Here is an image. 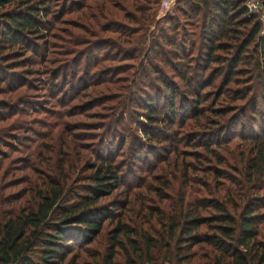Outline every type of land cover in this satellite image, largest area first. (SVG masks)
Wrapping results in <instances>:
<instances>
[{
  "label": "trees",
  "instance_id": "obj_1",
  "mask_svg": "<svg viewBox=\"0 0 264 264\" xmlns=\"http://www.w3.org/2000/svg\"><path fill=\"white\" fill-rule=\"evenodd\" d=\"M70 1L66 8L64 0L57 14L54 0H0V86L5 85L0 87V98L6 95L9 99H0V146L10 150L0 149V264H264V33L258 17L247 12V0L176 1L185 26H198L199 42L184 38L169 43L173 48L169 66L182 82L180 97L164 80L159 81L160 93L168 97V109L161 113L149 100L143 101L149 128L157 123L162 132L173 133V146L156 147L149 129L143 130L146 148L134 142L126 175L136 181L127 188L142 184L145 194H135L140 203L128 201L127 196L121 208L138 204V209L131 219L123 220L122 214L97 206L122 185L120 166L107 158L118 137L100 144L101 158L85 162L84 170L90 173L80 177L63 151L75 147L65 133L68 128L48 121L27 122L26 109L21 106L30 103L13 94L22 88L37 90L38 83L58 108L93 94L88 109L101 108L106 100L100 89L95 90L106 83L105 72L98 78L91 76L95 62L90 52L98 45L85 23L69 19L87 38L62 29L68 34L64 42L82 46L74 59L55 69L47 65L57 63L46 59L48 34L41 27L50 28L47 22L51 21L45 19L52 5V23H60L73 12L83 19L90 14V22L105 15L95 14L104 3L101 7L87 6L90 0ZM258 1L264 9V0ZM174 22L170 17L168 27L173 31ZM27 38L44 40L39 64L45 67L40 72L31 71L35 62L24 58L31 46ZM143 43V38L136 39L133 50L139 51ZM15 46L18 49L13 50ZM6 50L10 54L2 55ZM60 50L61 55L72 53L64 45ZM154 56L166 58L163 52ZM82 63L84 72L78 77ZM31 74L39 78L34 81L36 89L23 76ZM55 113L47 111L45 120ZM69 115L56 114L55 120ZM111 120L103 126L115 128L117 121ZM60 127L66 135L59 138L58 155L52 161L53 147L36 143L32 136L43 139ZM193 128L205 130L209 139L193 136ZM223 134L210 141L211 136ZM13 152L26 155L10 159ZM142 159L146 166L133 171L135 161ZM14 160L22 167L13 165ZM18 172L21 177L16 176ZM136 172L144 174L143 178L135 176ZM154 198L159 207L152 205ZM100 237L106 242L103 249H91Z\"/></svg>",
  "mask_w": 264,
  "mask_h": 264
},
{
  "label": "rangeland",
  "instance_id": "obj_2",
  "mask_svg": "<svg viewBox=\"0 0 264 264\" xmlns=\"http://www.w3.org/2000/svg\"><path fill=\"white\" fill-rule=\"evenodd\" d=\"M63 1L64 0H54L53 2L57 10V14L62 7ZM77 1L79 2L80 0ZM176 1L177 0H90L88 4L85 2L87 6L90 4H98L102 7V3H104V6L102 7L103 9H95V14L99 15L100 13H105V15L98 17L94 22H90L88 20L90 14H87V19H83V17L79 18L76 12H73L66 16V18H63L60 23H52L54 19L51 18V12L55 9L52 5L50 7V14L45 19V22L49 20L51 21L47 22L50 28H47L46 25H41L42 31L48 34V38H45L48 40L46 59L49 61L56 59L57 62L55 65H50V62H48L47 65L49 69H55L61 64L72 61L75 57L74 53H77V51L82 48V46H72L71 44H67V42L63 41L67 39L64 37L68 34L62 32V29H67V33H73L74 35H84L79 31V29H77L75 24H71V20L69 19L79 20L80 22L85 23L89 26L87 30L90 28L88 32L91 33V39H96L97 42L95 44L98 45L95 52H90L93 62H95L90 68L91 76L95 75V78H98L101 72L102 74L105 72L104 79H106V83L97 86L95 90L97 91L100 89V92H103V94L106 95V100L102 101L101 108L93 107L88 109L86 106L92 105L91 99H94L95 97L93 94L90 95V97L77 99L75 102L67 104L65 107L62 106L61 108H58V106L54 105L55 100L50 99V97H46L45 92L38 88V83L37 90L22 88L13 93L14 95H17V97L21 96L26 103H30L27 105L23 104L21 106V108L26 109L27 116H25V119L27 122H31L32 120L39 122L48 121L53 124L60 123L63 125V128H68L65 133L70 134L69 139L74 141L75 147H65V149L63 148V151L67 155L69 164L74 165L75 168L79 170L80 177H84L90 173L89 171L84 170L85 162H98L97 158H101L100 144L107 145L110 143V138L114 136L118 137V143H114L113 145L114 149L107 151L109 154L107 158H112L114 160V164L120 166L119 173H121L122 185H120L112 195L101 199L97 206L109 209V211L115 215L122 214V220L131 219L136 214V210L138 209V204H136V207H134L135 205H128L124 209L121 208L122 204L127 201V196L128 201L133 200L140 203L138 198L139 193L143 192V194H145V189L140 183V185L138 184L139 186L135 187L133 185V187L127 188V185L136 181V179L131 177L130 174L126 175V172L130 169L129 160L134 142L137 147L143 146L146 148L148 146L145 144V140H147V138L144 136L145 131L143 130L149 129L151 130V136H153L156 140L154 141L156 147L159 149H165L166 145L169 147L173 146V133L162 132L161 125L157 123L151 124L149 128L145 117L147 113L143 110V107H146L144 106L145 103L143 104V101L149 100L150 104L156 107V111H160L161 113L164 110H167L169 103L168 97L164 99V95H161L160 93V90L162 91L163 87H161L159 81L162 82L164 80L169 83L171 87L174 86L173 89L168 85L174 92H177L178 97H180L181 93H183V89L180 88L182 86V82L179 81L177 77L172 75V70L170 69V63L168 60L169 51H172L173 48L169 47V43L172 39L178 40L184 38L187 39V41H196L197 45L199 42L198 26H185L181 14L175 8L177 6ZM70 2V0H67L66 8L69 7ZM118 2H121V4H117ZM132 2H136V5L131 6ZM170 17H173L175 20V25L173 27V29H175L174 31L168 27V20ZM64 21H66V23H63ZM259 21L263 24L261 33L263 34L264 23L260 19ZM119 29L124 31L118 32ZM52 35L61 37V40H55L51 37ZM84 37L87 38L89 36L84 35ZM142 38L144 43L142 44L141 49L135 52L132 48L135 44V40L138 39V41H141ZM27 39L31 46L30 50L25 52L24 58L35 62L34 65L30 66L31 71L36 70L40 72L45 67L42 64H39L40 56L44 53V40H35L31 42V39ZM109 42H111V44H109ZM63 45L65 50L72 53L61 55L60 53L62 52L60 49ZM16 49H18V46H15L13 50ZM10 51L11 50H6L2 55H9ZM161 52L165 53V59L162 58L163 56L158 58L154 56V54H159ZM82 59L84 60L85 57ZM89 60L90 59L88 57L86 62ZM12 62H18V60L14 59ZM155 71L157 73L153 74ZM83 72L84 63H82V68L78 73V77H81ZM23 76L26 79L27 84L36 89V83H34V81L39 79L38 76L36 74ZM0 87H5V85L2 84ZM176 87H178V91H175ZM108 88L110 89L109 92H107ZM157 89H159V91ZM4 91L7 92L8 90ZM47 94L49 96L48 92ZM0 99L9 100L6 95L1 96ZM12 103H15V100H13ZM36 109H42V111ZM34 111H37V113L35 114ZM47 111H55V115L66 114L69 112L70 115L63 118L59 117L58 122L55 120V115L53 118L47 116L48 120H45L44 117ZM178 116L179 115L177 114L176 118H178ZM110 119H112V123L117 121V126L115 128L103 126L105 124H109ZM159 120L162 119L159 118ZM63 128L60 127L55 130L52 135L44 137L43 139H35L34 136H32L34 140H37L36 143H46L53 147L52 152L50 153L52 161L55 160L54 158L58 155L59 138L66 135L61 134V131H63L61 129ZM159 130L161 132H159ZM42 131L45 130L42 129ZM202 131H204V133H202ZM191 132L193 133V136L196 134L200 136L205 135L207 139H209L208 136H210V134L205 132V130H199L197 128H193ZM20 134L21 132L18 131V135ZM30 134L31 133H29V135ZM183 134H185V131ZM212 134L215 135V128L212 129ZM182 136L183 135H180L178 139H181ZM224 136V134L215 137L211 136L210 141L221 139ZM63 140H66L65 136ZM182 143L183 142L178 143L179 148H182ZM25 145H28V143L26 142ZM0 149L4 152L10 151L9 148L4 146H0ZM23 149L25 148H19L20 151ZM159 153H161L162 156L164 155L162 152ZM102 154L106 157L105 152H102ZM25 155L26 153L21 154L19 152H13L10 154V159H22ZM164 157H162V160ZM187 159L189 160L190 158ZM162 160L158 163L159 165L162 164ZM14 161L15 164L13 165L22 167L23 164L18 163L17 160ZM5 162L7 164L9 159L6 158ZM146 164H144V159L138 160L137 162L135 161L132 170H140L141 168H144ZM72 171L77 173L75 169ZM136 173L137 174L135 176L140 175V177L143 178L144 174H138V172ZM19 175L21 174L18 172L16 176H22ZM82 184H84V182H82L81 185ZM145 186H147V184H145ZM135 194L138 195L135 197ZM152 202L153 206H158V202L155 198ZM163 203L164 202H162L160 206L165 204ZM263 230L264 229H261V232H264ZM105 244L106 242L103 237H100L97 240V244H93L91 249L96 247L99 250H102Z\"/></svg>",
  "mask_w": 264,
  "mask_h": 264
},
{
  "label": "built area",
  "instance_id": "obj_3",
  "mask_svg": "<svg viewBox=\"0 0 264 264\" xmlns=\"http://www.w3.org/2000/svg\"><path fill=\"white\" fill-rule=\"evenodd\" d=\"M245 7L248 13L256 15L262 22H264V9L258 0H247Z\"/></svg>",
  "mask_w": 264,
  "mask_h": 264
}]
</instances>
